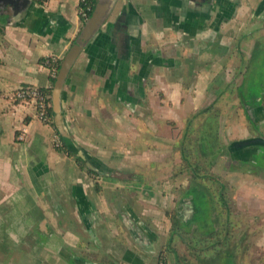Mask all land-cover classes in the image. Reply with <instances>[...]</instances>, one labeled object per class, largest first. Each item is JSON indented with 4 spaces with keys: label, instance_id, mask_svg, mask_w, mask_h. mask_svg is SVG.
<instances>
[{
    "label": "crops",
    "instance_id": "0c3cea01",
    "mask_svg": "<svg viewBox=\"0 0 264 264\" xmlns=\"http://www.w3.org/2000/svg\"><path fill=\"white\" fill-rule=\"evenodd\" d=\"M78 2L0 0V264H173L160 206L188 184L164 177L186 120L262 45L264 0H96L86 23ZM72 49L61 114L97 176L55 149L33 104L13 99L50 87L41 60ZM259 81L240 100L258 126Z\"/></svg>",
    "mask_w": 264,
    "mask_h": 264
},
{
    "label": "rangeland",
    "instance_id": "374dc122",
    "mask_svg": "<svg viewBox=\"0 0 264 264\" xmlns=\"http://www.w3.org/2000/svg\"><path fill=\"white\" fill-rule=\"evenodd\" d=\"M261 42V46L252 50L253 57L243 60L237 80L230 82L227 89H222L220 96L211 97L214 103L211 108L217 115L213 112L211 115L203 114L192 122V127L199 130L205 118L217 117L214 126L221 153L219 157L214 154L213 160L212 156L209 160L197 157L206 173H211L225 185L221 190L225 201L216 204V213L212 215L208 228L210 233L206 234L196 224L189 223L195 211L191 217V211L185 204L193 202L184 196L183 190L172 196L169 192L163 193L164 203L160 206L159 216L164 218L160 227L166 238L165 251L170 253L173 264H264V148L250 145L233 148L234 143L242 140L264 138V124L254 125L248 116L250 112L247 113L249 109L240 105V100L246 101L251 98L249 94L258 92L259 80L264 79V41ZM240 84V89L235 91V86ZM238 126L246 127L247 131L236 134ZM193 134L191 140L195 142L197 135ZM192 145L197 150V144ZM197 155L195 152L194 156ZM171 164L174 169L172 175L164 177V180L170 183L180 180L183 185L188 184L189 173L184 162L177 160ZM208 186L218 201L219 186L212 182H208ZM180 202L184 205L178 209ZM169 217H174L175 226L171 225Z\"/></svg>",
    "mask_w": 264,
    "mask_h": 264
},
{
    "label": "trees",
    "instance_id": "16d2710c",
    "mask_svg": "<svg viewBox=\"0 0 264 264\" xmlns=\"http://www.w3.org/2000/svg\"><path fill=\"white\" fill-rule=\"evenodd\" d=\"M35 3L43 4L48 0H32ZM96 4V0H79L77 8L79 11V18L83 23L88 21L93 13L94 7ZM82 12L84 16L81 15ZM41 63L48 68L50 72V80L51 84L48 88H38L37 90L46 98L45 102L48 104L46 107V115L50 121V124L60 141V147L55 148L59 152H64L68 157L73 158L80 170H86L90 175H99L96 170H99L100 167L93 159L88 157L85 152L74 142L70 132H68V136L63 138L58 128L53 124V111L51 108V93L53 90V85L55 83V78L61 68L62 61L55 60L52 58H46L41 60ZM212 107V106H211ZM209 108V110H205L204 112H200L194 114L186 120V127L183 132V136L178 146V150L181 154V161L184 162L185 169L189 173V182L187 188L184 190V196L189 197L194 205V216L191 220L192 224H196L200 229L204 231V233H210L208 228L210 225V220L212 219V215L216 213V204L219 202H224L225 199L222 198V191L225 188V185L219 181L217 177L212 175L211 173H206V169L201 167L199 163V158L202 157L204 160H209V158L214 154L219 157L221 153V146L218 144L216 135L217 128L214 126L217 117H207L205 118V123L203 127L199 130L192 127V122L200 115L210 114L213 112V115H217L213 108ZM212 115V116H213ZM211 121V122H210ZM212 123V124H211ZM196 133L197 138L194 141L191 140V137ZM192 134V135H191ZM197 144V150L192 148V144ZM79 151H81L84 155H86V159L81 158L79 155ZM195 152L199 155L194 156ZM203 166V165H202ZM213 166V163L211 164ZM184 170V169H183ZM208 182L215 183L219 186L220 193L217 194L219 196V200H215L214 193L211 192L208 186ZM96 190H98L97 183L95 184ZM217 218V216H216ZM171 225H176V220L174 217H169ZM173 231V229H172ZM183 237V235H180ZM197 244V243H196ZM165 257L160 256L159 262L160 264H166Z\"/></svg>",
    "mask_w": 264,
    "mask_h": 264
},
{
    "label": "water",
    "instance_id": "95a60500",
    "mask_svg": "<svg viewBox=\"0 0 264 264\" xmlns=\"http://www.w3.org/2000/svg\"><path fill=\"white\" fill-rule=\"evenodd\" d=\"M88 21L90 22V20H88ZM91 25H93V22H91ZM75 54H76L75 49H72V51L66 57V59L62 61L61 68H60V70H59V72L55 78V83L53 85V90H52L51 97H50L51 108L53 111L52 121H53V124L58 128L59 133L63 138H66L68 136L69 131L66 127V124H65V122L62 118V114H61V92H62V87H63L64 81L66 79V73H67L68 68L70 67V65L72 63V59H73V56ZM249 145L254 146V147H263L264 148V138H254V139L242 140V141L234 143L233 148L234 149H241V148H244V147L249 146ZM79 155L81 156V158L86 159V155H84L81 151H79ZM182 205H184V204L182 202H180L178 205V209ZM185 207L191 211V217H192L193 213H194L193 203L190 202L189 204H185ZM178 213H179V211H177V214Z\"/></svg>",
    "mask_w": 264,
    "mask_h": 264
},
{
    "label": "built area",
    "instance_id": "2783aa9c",
    "mask_svg": "<svg viewBox=\"0 0 264 264\" xmlns=\"http://www.w3.org/2000/svg\"><path fill=\"white\" fill-rule=\"evenodd\" d=\"M80 13L84 16L82 12ZM13 99L19 102L33 104L37 120L46 125L50 124L46 115V107H48V104L45 102L46 98L36 88H19L15 91ZM53 144L55 148L60 147V141L56 135L53 137Z\"/></svg>",
    "mask_w": 264,
    "mask_h": 264
},
{
    "label": "flooded vegetation",
    "instance_id": "af4514ba",
    "mask_svg": "<svg viewBox=\"0 0 264 264\" xmlns=\"http://www.w3.org/2000/svg\"><path fill=\"white\" fill-rule=\"evenodd\" d=\"M251 100V99H250ZM251 106V103L249 104Z\"/></svg>",
    "mask_w": 264,
    "mask_h": 264
}]
</instances>
